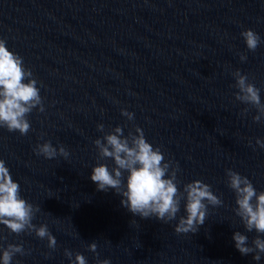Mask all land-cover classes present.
Masks as SVG:
<instances>
[{"label":"water","instance_id":"1","mask_svg":"<svg viewBox=\"0 0 264 264\" xmlns=\"http://www.w3.org/2000/svg\"><path fill=\"white\" fill-rule=\"evenodd\" d=\"M247 28L264 41V0H0V39L32 70L45 107L28 114L25 135L0 128V159L39 205L32 222L46 223L57 241L49 249L46 238L4 229L5 245L30 250L12 264H69L65 249L88 264H257L234 247L233 232L244 228L226 183L230 168L264 190V148L255 143L264 120H253L256 110L236 101L232 87L239 69L264 101V43L248 51L240 36ZM99 123L125 135L141 127L179 165L181 187L201 179L223 204L209 206L196 233H176V220L133 217L119 195L89 179ZM45 140L69 157L37 156ZM247 235L250 242L256 233Z\"/></svg>","mask_w":264,"mask_h":264},{"label":"clouds","instance_id":"2","mask_svg":"<svg viewBox=\"0 0 264 264\" xmlns=\"http://www.w3.org/2000/svg\"><path fill=\"white\" fill-rule=\"evenodd\" d=\"M240 36L248 51H255L259 44L264 43L251 28L241 31ZM239 59L244 62L246 53H240ZM231 74L235 81L232 87L237 89L235 100L256 110L253 116L255 122L264 120V101L260 89L239 69ZM37 84L23 57L9 49L6 40L0 39V128L9 132L18 131L21 135L28 133L31 127L28 114L34 109L45 111ZM248 110L245 107L242 114ZM121 114L129 122L134 120V113L127 109L122 108ZM97 129L103 136L93 141L98 156L89 179L96 185L97 191L111 190L119 195L121 206L133 217H154L164 223L176 220V233H196L207 218L209 206L215 208L223 204L212 186L201 179L184 183L181 187L179 165L165 159L164 152L147 140L141 127L133 124L126 135L119 125L105 132L104 124L99 123ZM248 143L251 145L252 141ZM255 143L264 148V139L256 138ZM33 152L45 159L58 155L67 159L70 155L63 145H53L49 140L37 143ZM226 183L235 196L232 211L244 228L243 232H233L234 247L242 256L251 254L252 260L259 264L264 255V190L258 191L247 176L230 168L226 169ZM39 211V205H34L21 195L19 181L13 178L5 160L0 159V233L4 229L9 234L34 233L39 239L46 238L49 249H55L56 237L48 225L32 222ZM250 232L256 235L249 242L247 233ZM5 239L0 235V264H12L17 254L23 256L30 251L20 243L5 245L2 242ZM87 249L96 253L97 244L92 242ZM64 256L69 264H88L87 257L81 252L73 253L65 249ZM96 264H111V261L107 258L97 259Z\"/></svg>","mask_w":264,"mask_h":264}]
</instances>
